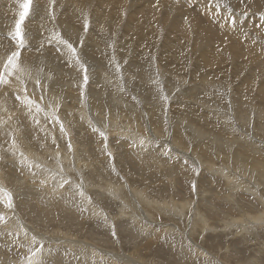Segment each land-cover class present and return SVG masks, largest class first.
I'll use <instances>...</instances> for the list:
<instances>
[{"label":"rangeland","instance_id":"obj_1","mask_svg":"<svg viewBox=\"0 0 264 264\" xmlns=\"http://www.w3.org/2000/svg\"><path fill=\"white\" fill-rule=\"evenodd\" d=\"M151 1H154V4L156 5H163L166 8L180 12L178 8H175L174 5L172 6L169 0ZM213 2L217 5L222 2L219 6L226 9L224 16L227 18L226 20L228 23L235 25L237 22L241 21V23L244 22L243 26L248 27V29L253 31L254 26L251 23H256L258 20L257 23L259 24L255 25L264 30V22L261 21L264 20V12L256 10L257 8L253 7L251 4L249 7L246 6L247 8H243L239 5V0H213ZM220 7L218 9H220ZM0 8L3 9L1 6ZM0 12H3V10ZM34 13H36V11L31 8V14ZM246 14H248L246 17L247 20L244 17V20L242 21L243 16ZM239 15L241 17H239ZM232 18H235V20ZM53 24H55L53 26L54 29L53 27L51 28L53 30L52 33L49 34V37L59 33L61 37L68 40L74 47H84L86 40H91L88 38L85 40V36L88 37L85 33H81L80 35L72 34V32L69 31L67 24H59L58 22H54ZM50 25L51 24L48 26ZM23 29L24 33H29L26 31L25 24L23 25ZM257 32L258 31L255 29L253 38H255L254 36H261L262 41H264V32ZM24 40H26L25 36ZM90 42L93 43L95 41L91 40ZM40 45H43V47L46 46L44 43H40ZM63 48L67 50L65 46ZM125 48V46H123V48L120 46L119 50L118 47L115 46V49H118L116 52V58L109 59L108 61L111 69L118 67L116 69V74L118 73V76L120 75L118 79L121 80L119 81L118 79H115L119 81V83L123 81L122 87L124 89L122 88L121 91L116 88L107 89V99L105 100V103L100 107L95 106L96 110L95 108H85L87 105H85L83 100H75L77 103L74 102V104L71 101H66L60 93L57 95H51L53 94V90H45L43 93V90L40 91L42 89V87L40 88L42 84L39 86L40 89H37V80L41 81L45 78L46 82L48 81L49 83L51 80L50 74H53V69H51L52 72L46 70L47 64L45 61L39 60V65H32L36 66L33 68H30L31 66L28 64V67H30L27 70H13V74H16L17 77L19 76L18 80H20V94L17 92L18 95L24 97L27 92V96L29 95L32 100L34 99L36 104L40 102L41 106L44 105V109L42 108L43 111L42 115L40 114L41 116L39 114L37 115L34 105L31 107L30 111L26 101H16L17 93H14L15 97L13 95V99L10 98V92L4 94L3 100H6L5 102L2 100L0 105L2 106L3 104L6 107L2 106L3 108L1 107V109H8L9 106V110H14L16 109V106H23L29 114L34 113L32 114L34 116L36 114L35 118H44H40V125L38 124L39 127H41V130L44 128L42 130L44 138L38 145V142H34V140L31 141L29 138L27 139L31 142H25L21 139L22 133H20L17 135V137H19L17 139L19 142L16 143L17 146L15 144L13 146L12 142L15 134H13L12 137V132L14 130H12V126L9 124V126L7 125V122L9 121L8 112L5 113L4 110L3 112L2 110L0 111L2 114H5H0V137L2 138V140L0 138V143L7 142L6 146H3L5 143L1 144L4 149H2L0 145V149H2L0 150V176L2 177L3 182L7 185L6 188L9 190H16L15 194L17 196V200H15L14 197L12 198L13 206L11 208L5 206L7 203L6 200L4 203H0V216H2L3 219H6L4 221L6 224L12 223L11 225L13 228H20L24 233L25 231L27 232L25 233L26 237H21L20 240L18 239L17 243H15V245H17L15 247L13 245L12 248H10L8 242L6 244V241L0 239V258L5 259H3L4 261L0 264H16V262H22L26 257H30L32 252H35L40 248V252H43L40 258L43 261H46V263L43 264H68L73 262V264H79L77 261L83 262L82 260L74 258V254L61 248H58V254L60 255L61 252H65L64 255L56 256V254L53 253L52 246L56 244L58 245L59 243L56 242L54 236L62 234H64V236L60 237L68 238L70 236L72 238L74 237L73 239L77 241H85L87 244L94 247L88 245L89 250L92 249L93 251L94 249L100 253L101 257L98 258L96 262L91 261L89 264H264V161H257L254 159V157H258L257 155L259 154L248 155L246 159L242 157L228 156L232 153L226 151V147H219V153L215 154L217 155V159L213 162V166L210 168L204 166L199 167L190 158L183 156V154H179L182 151L174 150V148L170 147L168 143L156 139L153 142V139L157 137V135L152 132L153 128L144 116V113H147V110L144 108H146L148 104L144 103L145 100H143V96L147 94L145 93L147 90H144L145 92L143 94V90L141 93L136 87L134 88L133 85L135 84L136 77L127 76L123 70V64H125L127 60H125L124 56H128L129 53L127 51L128 49L126 50ZM4 50H2V52ZM121 50L123 51V54ZM124 51H126V53H124ZM90 54L94 53L92 52ZM4 57L5 55L2 57L0 56V64ZM76 57H78V55ZM82 57L80 56V61L83 60L84 64L83 62H81L82 64L78 63L77 69L82 68L80 65L86 66L87 68L90 62L89 59H85L86 57ZM21 64L19 63V68ZM60 64L61 63H59V65ZM67 64L63 61L64 66H67ZM63 65H60L61 70H57L62 73L61 75L63 77L65 76L64 78L67 82H70L71 80L72 82L75 81L74 84H76L77 89L80 87L84 91L85 85L88 83L91 84L90 82L94 81L93 78H91V73L87 72L88 83L85 84L83 68L78 74V71H75V73L64 71L65 67H63ZM23 66H26V64L23 63L21 68H23ZM154 67L156 68L155 64ZM155 68L153 70L155 74L159 73V69L156 68L157 71H155ZM17 71L20 73L18 74ZM114 71L115 70H113V72ZM163 71L164 74L171 73L167 69ZM56 74L57 73L54 72L53 75L55 76ZM24 77L26 79L22 80ZM182 77H184V79L186 77L185 80L188 81V77L185 74H182ZM27 78H31L30 80L32 82ZM169 79H171V77H169ZM21 81H23V83H21ZM66 81L63 80V82L67 83ZM29 85L32 86L29 87ZM125 85L129 90L126 89L127 87ZM159 85L164 88V92L162 93L160 90L155 91L153 96L155 97V93H157V97L164 96L161 98L162 103L160 104L159 102V108L164 111L163 115L168 108L170 113L176 111V114H178L180 111L177 108L164 105L168 103V100H164V98H166L164 94H170L167 93V91L169 92V90H172L173 88L166 84ZM218 85L220 89L224 90L226 87V80H223ZM35 86L37 88H35ZM108 92H111V94ZM217 92L221 94L222 103H218V100L214 97L215 95L213 93L208 92L207 94V92L204 91V94H200V96L203 98H209L211 96L209 100L212 103L222 104V107H224L223 105L230 103L226 94L220 92V90H217ZM114 96H119L120 100H116ZM142 97L143 99H141ZM146 98L148 100V97ZM63 102H66V106L63 105ZM189 102H184V107L187 105L188 109H192V111L196 113L199 106H197L196 103L194 104L193 101ZM78 103L80 105H78ZM71 104L75 106L70 109V112L68 107ZM81 104L83 105L82 109H85V111L77 110L78 107L82 106ZM137 106H139V108ZM212 106V108H215L214 105ZM51 110H55V114L59 117L67 135L60 132V125L56 123L55 120H53L52 123H49V120L52 119ZM137 110H140L139 113ZM78 111H83L80 112L81 114L83 113V115ZM135 111L136 113H134ZM125 113L127 114L125 115ZM47 114L49 116L46 119ZM136 114L137 118L134 119ZM1 115L3 116V119H1ZM178 115L175 123L180 129V132L187 134L186 136H179L181 137L180 141L188 144L190 134L180 128L178 120L182 119V115ZM142 116L145 121L142 120ZM4 117L7 121L4 120ZM85 119L86 121H84ZM43 120H45V122ZM215 122H217L216 117ZM108 125H110V127ZM138 125L140 126V129L137 127ZM260 126L261 128H259V130H261V134L258 139H264V119L260 121ZM6 128L9 130L11 129L12 131L9 133L8 141L3 140L4 137L7 139L6 135H8L7 133L9 132ZM93 129H96V131H93ZM5 131L6 133H4ZM100 132L105 133L107 137L106 141L99 135ZM128 134H135V137L138 136L132 138L130 135L128 136ZM165 134H168V124L167 129L165 132L161 133V136ZM69 136L72 139L74 138L75 141V143L72 144L76 148L74 149V153L72 147L71 151H69V144H71ZM142 139L144 141L143 144H141ZM136 141L139 142L140 145L136 143ZM26 143L33 147V155L41 153V156L31 157V160H29L32 164L31 167H29L30 164L22 163L21 159L18 158V156H27V152H23L26 149ZM30 143H32V145ZM105 143L107 144L106 150ZM134 143L138 147L134 146ZM42 145L46 148L47 146H50L54 150H60V154H46ZM131 146L137 148L133 149ZM129 148H132V150ZM147 148L148 150L153 148V153H156L161 157V162L158 163L161 164L164 161L162 164L168 163L166 165H172V167L169 166L171 167V169H169L171 173L168 174V169L163 172L162 164L159 166L157 165L158 163L154 164V162L148 164V161L142 160V163L137 161V156L134 157L135 155L133 154L140 155L144 150V152H149ZM4 151L6 153H3ZM14 151H16V155ZM4 154H7L8 157ZM74 154L83 157L86 161L88 159H94V155H96V162L99 164L96 165L97 170L92 169V172L82 171L80 166L82 167V162L84 163V161H77ZM1 155H3V157ZM219 155L220 157H218ZM13 156H16V159L18 158L19 162H11L9 159ZM37 165H39V167H37ZM131 169L134 170L132 171ZM138 171L144 175L140 174ZM129 174L131 177H129ZM47 176L51 177V179H48V182L46 180ZM65 179L69 180V184L65 185L64 188L59 187ZM137 180L138 182H136ZM16 182H25L30 188L32 192L31 195L25 190L24 192L26 193H23V195L25 194L26 196H34L30 201H39L42 197V190L44 188L47 190L49 189L51 193L59 187L60 191H64L61 192V195H64L66 201L67 198L70 197V201L65 205L61 202H57L56 208L58 211L62 212L68 206L72 211L71 215L64 216V221H60L61 219L57 217V220L45 222H41L35 217V219L29 217L24 214L23 205L20 204L19 207H17L14 204V201H22L19 198V194H21L22 190L19 191L20 189L15 186ZM76 185L82 186L85 193L84 197L79 195V189ZM113 186L121 187L119 190L120 192L114 191ZM0 189L10 193L1 186ZM101 189L103 191H101ZM139 190L140 192H137ZM98 191L103 194L98 193ZM48 197V199L42 197L41 201H49L50 196ZM88 197H91V203L88 202ZM105 217L107 219H105ZM149 218L152 220L155 219L154 223L156 225L151 222L149 223L147 221ZM6 226L7 225L0 229V232L6 231ZM145 230L149 232H145ZM10 232L8 233L11 234L12 232ZM50 235H53L52 239H50ZM32 242L35 244H32ZM18 243H20L21 246L23 245V250L18 247ZM60 244L61 243H59V245ZM46 247L48 248L46 249ZM40 252L38 251L36 254L39 255ZM50 257L55 260L50 261ZM26 260L27 263L24 261L20 264H31V260H28L27 258Z\"/></svg>","mask_w":264,"mask_h":264},{"label":"bare ground","instance_id":"obj_2","mask_svg":"<svg viewBox=\"0 0 264 264\" xmlns=\"http://www.w3.org/2000/svg\"><path fill=\"white\" fill-rule=\"evenodd\" d=\"M169 2L172 4V6L174 5L175 8H178L180 12L174 11V9L166 8L163 5H159V4L156 5L154 4V1L151 0H33L32 8L36 11V13L31 14L30 12V15L27 17V19L24 22L26 26V31L29 33H24L26 39L24 40L25 46L23 49L20 50L21 56H20V60L18 61V64L19 63L26 64V66H23V68H21L22 66L21 64L20 68L27 70L30 66H31L30 68H33L39 65L38 64L39 60L45 61V63L47 64L46 70L50 72L51 69H53V74L54 72H56L57 74L55 76L52 73L50 74L51 80L49 83L48 81L46 82L45 78H44L45 81L41 80L40 84L42 85L40 86V88L42 87V89L40 91L43 90L44 93L45 90L48 91L53 90V94L51 95L54 94L57 95L58 93H60L61 96L64 97L66 101H71L73 103L76 102L75 100H83L85 102V105H87L85 106V108L88 109L95 108L96 110L95 106L100 107L101 105L103 106V104L105 103V100L107 99V93H106L107 89L116 88L117 90L121 91L123 88L122 87L123 81L119 83L121 79H118V77L120 75L118 76V73L116 74V69L118 67L115 69L114 68L111 69L108 61L109 59L116 58V52L120 46H122V48L123 46H125L126 47L125 49L126 50L128 49L127 51L129 53L128 56H124L125 60L126 59L127 60L125 64H123L124 65L123 70L125 71L127 76L136 77L137 80L135 79L134 82L135 84L131 82L132 84L135 85V86L133 85L134 88L136 87L138 90L141 91V93L143 90V94L145 92L144 90H147L145 93L149 94V95L146 94L144 96L141 94L144 97V99L143 97L141 99L145 100L144 103L148 104L147 107L144 108L147 110L146 111L147 113L146 114L144 113V116L147 119V121L150 123L151 127L153 128L152 132L157 135V137H155L154 139L150 137L151 139H153V142L156 139L168 143L170 147L174 148V150L182 151L179 154H183V156L190 158L199 167L201 166L208 168L212 167L213 162H215V159H217L216 157L217 155L215 154L219 153V147L220 148L226 147L227 149L226 151L232 153L228 156L242 157L246 159L248 155L259 154L257 155L259 158L254 157V159L257 161H264V139H258L260 138V134H261V130H259V128H261L260 121L264 119V41H262L261 36L260 37L254 36L255 38H253V33L255 29L258 32L259 31L264 32V30L258 28L255 25V24H259L257 23L258 20L256 21V23H251L254 26L253 31L248 29V27L243 26L244 22L241 23V21L237 22L236 24L234 23L235 25L228 23V21L226 20L227 18L224 16V12L226 11V9L220 6H219L220 9H218L219 7L217 8V4H215L213 0H169ZM250 4L253 7H256L257 8L256 10L264 12V0H252V1L239 0V5L243 8L249 7ZM0 6L3 7V9L0 8L1 10H3V12H0V56L2 57L3 55H5L4 59L2 60V63L0 64V68H2L3 63L7 58V55H9L11 52L16 50V44L9 38L8 33L14 29L15 20L18 18V13L20 11V8H19L18 0H0ZM247 15L248 14L243 16L242 21L244 20V17L246 19ZM239 17L241 16L239 15ZM233 20H235V18ZM85 21H87L88 23L87 30H85L84 28ZM261 21L264 22V20ZM54 22H58L59 24H67V26L69 27L68 29L69 31L72 32V34L80 35L81 33H85L86 35H88V37L85 36V40L86 38H88L89 40L91 39L95 41L92 43L90 42L91 40L90 41L86 40L84 47L77 46L78 47L77 48L75 46L77 50L76 56L78 55V60L80 64H82L81 62H83L84 64L83 60L80 61L81 60L80 56L81 57L84 56V58L86 57L85 58L86 60L87 59L90 60L87 66L88 69L87 72L91 73L90 74L92 75L91 78H93L94 81H91L90 82L91 84L87 82L88 84L85 85L84 91L80 87L78 89L76 88L77 86L76 84H74L75 81L72 82L71 80L70 82H67L64 78L65 76L63 77L61 75L62 73H60L57 70L60 69V67L63 65V61H65L66 64L68 63L67 66L63 65V67H65L64 71L74 72V73L75 71H78L79 74L82 71V68L81 69L79 68L80 70L77 69L78 63L76 58H74L67 50H65V48H63L64 47L63 44L61 45L56 39H53V37H55L56 34L54 36L49 37V34H51L52 30L54 29L53 27L55 25L53 24ZM49 24L51 25L48 26ZM52 27L53 29H51ZM40 43H44L46 44V46L43 47V45H40ZM115 46L118 47L117 50L115 49ZM2 48H4L5 50ZM2 50L4 51L2 52ZM91 51L94 54H90L92 53ZM124 53H126V51H124ZM59 63H61L60 64L61 66L59 65ZM28 64H30L29 67ZM154 64L156 65V68L159 69V73L155 74V72L153 71L155 68ZM32 65H36V66H32ZM156 68L155 71H157ZM165 69H167L171 73L164 74L163 70ZM113 70L115 71L113 72ZM182 74H185L188 77V81L185 80L186 77L185 79L184 77H182ZM15 77L17 78L16 74L9 76L8 77L9 84L0 87V91H1L0 102L4 99V94H6L7 92H10L11 94L10 95L11 97L9 96L10 98H12L13 95L15 97L14 93L19 92L20 94V88H19L20 80L16 79ZM169 77H171V79H169ZM115 78L118 79L119 81H117ZM25 79L26 78L24 77V79L22 80ZM63 80L66 81L67 83L63 82ZM223 80H226V87L224 88V90L220 89L218 85ZM159 84H166L167 86L173 88L172 90H169V92L166 90L167 93L170 94H164L166 96L164 100L165 101L168 100V103L166 104L163 103V104L168 105L170 107L171 106L175 107L180 111L178 113L182 115L181 116L182 119L178 120L180 128L183 129L188 134H190L191 136V137L189 136L188 144H185L184 142L180 141L181 137L179 136H186L187 134L180 132V129L175 123L177 119L176 117L179 116L178 114H176V111L174 113H170V111L168 110L169 108L165 110L164 113L165 120H164V115H163L164 111H162L159 108V102L160 104L162 103L161 98L164 96L157 97V93H155V97L153 96L155 91L160 90L162 91V93L164 92V88ZM30 86L32 85H29V87ZM36 86L35 88H37ZM40 88L38 87L37 89ZM126 89H128V87ZM217 90H220V92L226 94V97L230 102L228 103L229 105L227 103H223L227 105H223L224 107H222V104H218V103H222L223 101H221L222 100L221 94L218 93ZM204 91L207 92V94L208 92L213 93L215 95L214 97L218 100V103L217 104L212 103L209 100L211 96L209 98H203L202 96H200V94H204ZM111 92L108 93L111 94ZM17 95L18 93L16 94V96ZM28 97L30 96L28 95ZM114 97L116 100H120L119 96H114ZM146 97H148V100ZM5 100H3V102H5ZM189 101H193L194 104L196 103L197 106H199L197 108L198 111L195 110L196 113L193 112L192 109L191 110L188 109L187 105L184 107V102H189ZM37 104L41 106L40 102H38ZM9 105H10V101H9ZM63 105L66 106V102H63ZM78 105L80 104L78 103ZM212 105H214L215 108H212L213 107ZM2 106L5 105L2 104ZM2 106L0 105V111L2 110L1 109ZM74 106L75 105L71 104L69 105L68 109L70 110L71 108H74ZM43 107L44 105L41 106V108ZM137 107L139 108V106ZM15 108L16 109L14 110L11 109L9 110V106H8V109L5 110L3 109L5 113L8 112L9 121L7 122V125L9 124L10 126H12V130H14L12 132L11 129L9 130L7 129L8 128L7 127L6 130L9 131L7 133L8 135H6L7 139L4 137L3 140L8 141L9 133L12 132V137L13 134H15L14 136L16 137V138L14 137L15 139L13 138L14 144L16 145V143L19 142L17 140L19 138L17 137V135L22 133V138H21L22 140H24L25 142H31L34 140V142L35 141L38 142L39 145L44 138L43 135L44 133L42 132L44 128H42L41 130V127H39L40 123L39 125L36 123V119H38L39 117L35 118V116L36 114L42 115V111L37 112L34 116L32 115L34 113L29 114L24 109L23 106H19V107L16 106ZM82 108L83 105L78 107L77 110L85 111V109ZM83 111H78V112L80 113ZM134 113H136V111ZM0 114L2 113L0 112ZM126 114L127 113H125V115ZM137 114L136 117L133 116L134 119L137 118ZM81 115H83V113ZM48 116L49 115L47 114L46 119ZM215 117L217 118V122H215ZM40 118L38 120H40ZM141 118L143 121H145L143 116ZM1 119H3V116L1 117ZM86 119L84 121H86ZM4 120L7 121L5 117ZM45 120L43 121L45 122ZM167 124H168V134L161 136V133L165 132V130L167 129ZM108 126L110 127V125ZM137 127L140 129L139 125ZM4 133H6V131ZM129 135L132 138L135 137V134H128V136ZM27 138H29V140L31 141H29ZM4 143H0V145ZM6 143L3 146H6ZM70 143H71V147L73 148L72 151L74 153V149H76L72 145L75 143L74 138L72 139L70 137ZM136 143L139 144V142L137 141ZM30 144L32 145V143ZM134 146L137 145H135L134 143ZM132 148L134 149L135 147ZM132 148L129 149L132 150ZM2 149H4V147ZM44 149L46 151V154H60L59 153L60 150L59 151L54 150L50 146H47V148L44 147ZM33 151H34L33 147H31L28 143H26V149L23 152H27L26 153L27 156L26 157L18 156V158L21 159L22 163H28L32 165L29 162V160H31V157H36L41 154L38 153L37 155H33ZM144 151L140 155L133 154L135 155L134 157L137 156L136 157L138 159V160L136 159L137 161H140L141 163L142 160L148 161V164L149 163L151 164L152 162H154V164L161 162L160 159L161 157L158 154L153 153V148L151 150L150 149L148 150L150 153ZM15 152L16 151H14V153ZM3 153L6 152L4 151ZM7 154L4 155L8 157ZM1 156L3 157V155ZM74 157H76L77 161H84V163L82 162V167L80 166L82 171L92 172V169L97 170L96 165L99 164L98 162H96L97 161L96 155H94L95 157L94 159H88L87 161L86 159H83V157H79L75 154ZM218 157H220V155ZM14 158L16 159V156L11 157L12 160L11 159L9 160L13 163H16L18 161V158L16 160ZM161 164L158 163L157 165L160 166ZM166 164L165 163L162 164V169L163 172H165L168 169V174H169L171 173L169 169H171L172 165H166ZM225 176L227 177L226 174ZM129 177H131L130 174ZM48 179H51V177L50 176L46 177L47 182ZM136 182H138V180ZM0 186L8 190L11 193L12 198L14 197L15 200H17V196L15 194L16 190L12 188H10L12 190L7 189L6 188L7 185L3 182L1 176H0ZM15 186L18 189H20L19 191L22 190L21 194H19V198L22 201H17V202L14 201V204L17 207H19L20 204L23 205L24 214L28 215L33 219L36 218L41 222H45V221L57 220L58 217L61 219L60 221H64L65 219L64 216H69L72 213L70 207L68 206L62 212L57 210L56 208L57 202H61L63 205H65L68 204V201H70L69 199L70 197L67 198L66 201L64 195H61V192L64 191H60L59 187L56 188L51 193L49 189L47 190L44 188L42 190V192L44 193V195L42 193V197H46L48 199L49 198L48 196H50L49 201H41L42 197L40 198L39 201H35V200L30 201L34 198V196H30L32 192L30 188L27 186V184L25 182L22 183L16 182ZM113 188L114 191H119L121 187L113 186ZM24 190L29 192L30 195L29 196H26L25 194L23 195V193H26L24 192ZM101 191L103 190L101 189ZM137 192H140V190ZM98 193H102V192L98 191ZM5 220L6 219L0 220V229H2L5 225H7L6 231L0 232V239L6 241L5 242L6 244L8 242V245H10V248H12L13 245L14 247L17 245V244L15 245V243H17L18 239L20 240L21 237L24 238L26 237L25 233L27 232L24 230L25 231L24 233L23 230H21L20 228H13V226L11 225L12 223L6 224L4 222ZM154 220L150 218L147 219L149 223L150 222L154 223ZM154 225L156 224L154 223ZM8 232H10L11 234H9ZM145 232H149V231L145 230ZM50 236H51L50 239H52L53 235ZM60 236H64V234L54 236V238H56L55 239L56 242L61 243L60 245L58 243V245L56 244L52 246L53 253H55L56 256L59 255L58 248H61L69 253L74 254V258H77L78 260H82L84 264H89L91 261L96 262L97 259L101 257L98 251L94 249L93 251L92 249L89 250L88 245L91 247L93 246L87 244L85 241H77L73 239L74 237L72 238L70 236L68 238L60 237ZM32 244L35 243L32 242ZM8 245L5 246L9 247ZM18 247L21 248V250L24 249L23 245L21 246L20 243H18ZM47 248L48 247H46V249ZM40 253L39 255L36 254L35 259L39 262V264L46 263V261H43L40 258L43 252L41 254ZM64 254L65 252H61L60 255H64ZM26 258L28 260H31V256ZM26 258L22 262L26 261L27 263ZM3 259L4 258H0V263H2L5 260ZM51 260H55V259L54 258L51 259L50 257V261ZM22 262H16V264H20ZM83 262L77 261V263L79 264H83ZM73 263H68V264H73Z\"/></svg>","mask_w":264,"mask_h":264},{"label":"snow or ice","instance_id":"obj_3","mask_svg":"<svg viewBox=\"0 0 264 264\" xmlns=\"http://www.w3.org/2000/svg\"><path fill=\"white\" fill-rule=\"evenodd\" d=\"M19 2V8L20 11L18 13V18L15 20L14 24V29L8 33L9 38L15 42L16 44V50L11 52L9 55H7L6 60L3 63V67L0 68V87L6 86L9 84V76L13 75V70H19L23 71L22 69L19 68L18 61L20 60L21 56V49L24 48V30H23V25L26 20V18L30 15L33 0H18ZM219 5H217V8ZM85 30L88 28V23L85 21L84 24ZM53 39H56L60 44H63L68 52L77 60V63H79L78 57H76V49L73 46V44L69 43L68 40H65L63 37L60 36L59 33L56 34ZM84 71V83L86 84L88 81V76H87V68L86 66L81 65ZM19 79V77H17ZM23 83V81H21ZM36 85L39 87L40 86V81H36ZM16 99L18 101L22 102H27V105L29 109L31 110V107L34 105L35 109L37 112L43 111L41 106L39 104H36L34 100H32L30 97L27 96L25 93L24 97L22 98L20 95L16 96ZM58 107V105H57ZM52 119L49 120V123H52L53 120H55L56 123L60 125V132L64 135H67L65 128L63 124L60 122L59 117L56 116L55 110L51 112ZM36 123L39 124V120H36ZM93 131H96V129H93ZM99 135L106 141L107 137L104 132H100ZM143 140H141V144H143ZM13 146H14V141H13ZM107 149V144L105 143V150ZM69 151H71V144H69ZM110 155V154H109ZM31 167V165H29ZM39 167V165H37ZM62 171V169H61ZM69 184V180L65 179L63 183L59 185V187L63 188L65 185ZM76 187L79 189V195L81 197L85 196V193L83 191V188L81 185H76ZM88 202L91 203V197H88ZM7 201L6 207L11 208L13 206L12 204V196L11 193H7L5 190L0 189V203H4V201ZM105 219H107L105 217ZM0 220H3V217L0 216ZM40 251V249H37L35 252H32L31 254V264H39V262L35 259L36 258V253Z\"/></svg>","mask_w":264,"mask_h":264}]
</instances>
